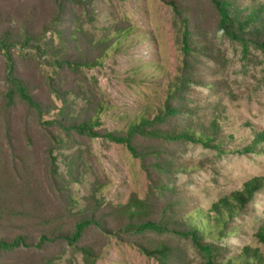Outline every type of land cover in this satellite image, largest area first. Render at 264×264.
<instances>
[{"label": "rangeland", "instance_id": "obj_1", "mask_svg": "<svg viewBox=\"0 0 264 264\" xmlns=\"http://www.w3.org/2000/svg\"><path fill=\"white\" fill-rule=\"evenodd\" d=\"M238 3L264 7V0ZM69 6L71 13L53 21L47 4V42L54 39L59 53H48L39 67L29 62L37 81L47 74V89L40 81L47 113L39 121L22 102L12 119L18 143L25 131L38 138L36 147L23 144L17 151L26 162L17 165L28 185L10 176V156L0 150V203L9 208L0 217V239L27 236L32 244L0 251V264H219L236 259L245 247L264 256L260 46L223 28L217 0H83ZM55 31L75 41L63 44ZM108 41L110 48L103 45ZM63 53L89 63L101 56V63L59 67L54 56ZM186 77L192 81L185 94L195 108L192 122L214 123L219 149L186 138L138 137L136 155L106 137L127 134L129 124L142 118L153 128L157 115L167 111L174 82ZM52 83L61 98L52 93ZM89 121L96 124L91 132L59 127ZM178 122L177 115H168L158 127L177 132ZM48 139L51 156L44 147ZM52 162L58 172L49 189ZM254 185L252 200L237 199ZM229 206L238 213L228 214ZM218 212L230 228L219 238L200 234L199 226L211 227ZM149 220L155 226L142 227ZM43 221L47 227H38ZM78 224H84L80 239H64ZM44 231L47 243L40 238ZM205 243L217 246L219 257ZM156 250H166L165 256L149 253Z\"/></svg>", "mask_w": 264, "mask_h": 264}, {"label": "trees", "instance_id": "obj_2", "mask_svg": "<svg viewBox=\"0 0 264 264\" xmlns=\"http://www.w3.org/2000/svg\"><path fill=\"white\" fill-rule=\"evenodd\" d=\"M83 0H0V150L2 153L8 155L10 159H6V170L11 177H15L16 180L27 179L26 176H22L20 172H23V166L18 167L17 162L26 164L22 157L17 156L18 147L20 145H30L31 147H36L38 138L29 132H24V142L18 143L20 140L16 136V129L13 124V117L15 113V108L18 103L24 102L33 111L34 117L41 121L44 112L47 110V96H44V86L47 89V74L42 75L40 80L34 78L35 66L29 65L30 61L36 62V67H39L38 60L47 57V54L55 55L58 51L54 47V39H50L47 42V30H52L49 28V22L58 20L64 15L71 13V6L80 4ZM219 3V10L222 17V25L225 30L237 34L238 38H248V40L255 41L256 44L264 52V7H256L253 4L242 5L238 3V0H217ZM47 4L50 7L49 11V22H47ZM69 7V8H68ZM73 7V6H72ZM52 13V14H51ZM58 35V39L62 43H66V40H74L73 35L63 36L59 31H55ZM121 35V33H117ZM122 37V36H121ZM99 40L98 42H102ZM120 43L119 41L116 42ZM115 44V43H114ZM104 47L110 48L111 42H104ZM59 53V52H57ZM18 56V57H17ZM101 56H97L94 62H83V58H70L67 53L61 54V56H54V63L59 67L67 66L74 67L76 69L79 65H84L87 67L95 66L100 64L99 61ZM76 66V67H75ZM43 80L44 86L40 84ZM190 83L192 81L190 78H180L177 79L173 84V89L169 91V101L167 105V111L158 114L155 122L157 125L153 128H149L151 125L150 120L142 118L139 122L133 121L128 126L127 134L120 135L116 133H107L106 137L116 142L125 143L128 148L134 153L138 154V148L134 144L135 138H163L168 141H175L180 139H189V141L195 143H203L207 146L217 145L219 149L221 144L218 141L217 129L215 124L212 123L209 127L204 124L202 127L196 126L192 121V114L195 113V108H192V101L185 94H189ZM52 93L57 94L61 98L58 92V84H51ZM38 93V94H34ZM179 99L178 103L173 106V101ZM163 113V114H162ZM179 117L178 130L177 132H169L165 128H160L158 125L166 123L167 116ZM183 122H186L185 124ZM94 122H84L82 124H70V126H64L62 124L59 127L62 129L74 130L78 133L91 132L94 129ZM153 125V124H152ZM165 134L164 136L158 135ZM6 147V149H5ZM33 147V148H34ZM44 147L49 156H51L50 139L47 143L44 142ZM5 156V155H4ZM6 158V156L4 157ZM48 166L49 173H47L48 188L52 189V184L56 180L55 176L57 174V168L53 166ZM180 167H177L179 169ZM175 168H170L173 171ZM32 176H29L31 178ZM30 180V179H29ZM23 181V180H22ZM28 185L29 181L26 180L23 183ZM56 186V184H55ZM257 186L254 185L251 189H247V196L240 194L238 200L246 204L247 199L252 200L253 190ZM38 200V199H37ZM37 205H43L39 200L36 202ZM241 207H239L240 209ZM234 211L238 213L236 209H232L230 206L227 207V213L231 214ZM9 212L7 204L0 203V217ZM219 214L214 215L213 224L211 227L205 225H200V234H209L213 238L223 236V231L226 228H230L231 224L227 223V218L224 215ZM198 214V213H197ZM36 218H40L36 216ZM189 226L195 227L193 221L187 220ZM186 225L185 221L179 222V224ZM83 227L84 224H78L76 230L73 234H62L64 239H70L77 242L80 239L81 231L78 227ZM155 226L153 221H146L142 227H153ZM38 227H47V221L41 222ZM218 233L219 236H216ZM193 234V233H192ZM261 241L264 243V228L261 233ZM39 237V236H38ZM40 238L44 243H47V231L40 235ZM196 239V238H195ZM28 237H17L14 240L0 239V251L19 248L21 246L31 247L32 244H28ZM40 247V246H38ZM213 255V257H219V248L214 244L205 243L202 245ZM216 249V250H215ZM166 250H156L149 251L150 254L161 253L164 254ZM90 253V251L87 250ZM215 252V254H213ZM165 256V254H164ZM212 264V262H210ZM219 264H264V256L258 254V252H252L250 248L245 247L240 256L236 259L230 258L226 262H220Z\"/></svg>", "mask_w": 264, "mask_h": 264}]
</instances>
